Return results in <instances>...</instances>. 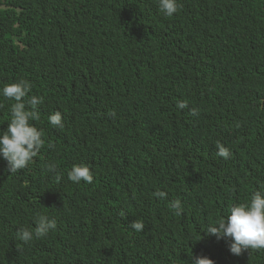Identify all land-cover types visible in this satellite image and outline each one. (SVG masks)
Instances as JSON below:
<instances>
[{
    "label": "trees",
    "instance_id": "trees-1",
    "mask_svg": "<svg viewBox=\"0 0 264 264\" xmlns=\"http://www.w3.org/2000/svg\"><path fill=\"white\" fill-rule=\"evenodd\" d=\"M178 2L0 0V88L31 83L45 140L15 173L0 158V264H264L204 230L264 184V0ZM77 164L91 183L68 179ZM39 214L56 228L19 240Z\"/></svg>",
    "mask_w": 264,
    "mask_h": 264
},
{
    "label": "clouds",
    "instance_id": "clouds-1",
    "mask_svg": "<svg viewBox=\"0 0 264 264\" xmlns=\"http://www.w3.org/2000/svg\"><path fill=\"white\" fill-rule=\"evenodd\" d=\"M157 5L159 11L166 17H172L178 13L180 7L178 0H157ZM31 88V83L25 79L5 84L0 88V96L14 101L11 104V119L7 122L6 130L0 131V158L6 161L7 170L10 173L26 168L45 145L43 132L32 123L40 120L38 106L43 103V98L37 95L29 97ZM178 107L183 109L187 107V104L181 101ZM192 114L197 115V110L192 109ZM48 123L54 127L63 128L61 112L51 113L48 116ZM48 146L54 147L51 143ZM217 147V155L227 159L230 155L229 149L223 145H217ZM46 168L53 173L57 171L54 163H48ZM67 175L68 179L74 183L81 181L91 183L93 180L90 169L83 164L74 165ZM154 195L163 199L167 194L158 190ZM170 208L179 215L180 200L171 201ZM131 227L139 232L143 230L144 223L134 221ZM55 228L54 218L39 214L35 221V228L21 227L17 231V237L27 243L33 239L46 237ZM204 230L216 236L217 239L230 238L229 251L236 256L245 250L264 249V184L251 194L248 201L232 205L226 216L217 217ZM191 264H214V261L208 257L199 256L191 259Z\"/></svg>",
    "mask_w": 264,
    "mask_h": 264
}]
</instances>
